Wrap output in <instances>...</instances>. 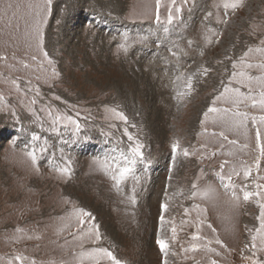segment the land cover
<instances>
[{
	"label": "rangeland",
	"instance_id": "rangeland-1",
	"mask_svg": "<svg viewBox=\"0 0 264 264\" xmlns=\"http://www.w3.org/2000/svg\"><path fill=\"white\" fill-rule=\"evenodd\" d=\"M59 1L52 0L51 13L45 25L46 34L50 27L54 34L58 32L61 18L66 13V6L61 5L59 17L55 16L54 6ZM109 1H97L100 5L98 8L96 1L90 0L79 10V30L76 36L68 38V42L76 44L79 51L71 46L68 49L65 47L67 50L59 46L52 52L48 50L45 40V51L61 74L58 80L51 81V86L36 79L44 75L37 67L41 59L38 53L27 47L24 39L31 19L28 5L35 0H10L14 5L12 11L16 13L11 27L8 26V17L12 16V11L8 16H3L0 11V57H4L0 59V94L5 97L7 104V110H0V144L3 143L0 150V256H11L19 251L35 259L37 264H49V261L60 264L62 260H70L73 247L62 246L71 237L67 233L58 236L55 232L58 223L56 218L71 208L70 204L63 203L64 197L93 213L97 223L102 226L105 237L103 245L109 247L124 264H162V254L155 239L160 204L165 202V192L169 195L173 192L186 193L191 184L196 182L201 187L213 184L224 193L216 173L221 171V162L231 158L218 153L214 156L205 155L201 159L199 152L187 158L180 157L173 165L172 179L169 180V167L172 164L170 146L175 137H180L185 147L191 145L199 149V145L204 143L214 151L218 148V138L211 135L197 137V133L202 131L199 121L212 98L222 90L221 81L228 84L233 70L232 61L264 38V0H243V7L235 12L227 10V16L225 9L220 7L217 10L214 7L220 0H204L198 9L195 8L197 0H189L191 11L186 7L181 20L169 33L157 32L153 19L141 15L150 12L154 0H118L124 4V9L118 15L101 5ZM6 2L8 0H0V9ZM17 5L18 8L15 7ZM209 11L214 14L219 11L221 19H227L228 23L217 24L215 15L205 20ZM206 26L221 33L219 43L214 41L210 46H205L203 36ZM124 33L128 34V44L131 45L127 52L118 48L123 42ZM140 36L146 39L136 42ZM188 41H193L191 47ZM180 49L187 55L181 53ZM201 50L203 56L199 55ZM172 52L178 54V61ZM34 54L37 55L35 62L31 60ZM24 64L29 67L25 68ZM200 65L209 69L208 74L198 75L191 96L178 101L172 82L177 67L180 71L194 72ZM123 77L131 78L140 86V94L132 93L137 96H133L135 100H130L135 101L134 107L138 106L133 116L126 113L122 106V102L128 101L120 99L116 93L115 86L127 87V84L119 82ZM12 78H18L19 93L5 83V80ZM29 80L32 91H29ZM36 88L40 90L39 97L35 95ZM241 90L247 91L244 88ZM57 96L59 99H54ZM31 99L37 101L31 107L41 122L45 119L41 107L51 105L76 119L81 124L80 131L73 134L71 128L66 131L62 124L57 125L59 131L56 133L45 131L50 129V124L45 123L44 128H41L40 122L28 111ZM113 107L126 114L129 132L144 144L142 151L149 161L137 165L136 175L140 183L137 185L136 205L129 204L127 200L133 185L130 179L125 182L122 191H117L110 177L94 168L92 163L97 158H104L112 149L113 137L108 133H115L127 143V137L122 135L126 125L105 118V108ZM249 111L250 114H264L258 109ZM110 124L116 127L110 128ZM207 127L209 133L219 131L211 124ZM249 128L247 140L231 134L229 138L238 139L237 146L244 143L249 145L238 153L236 159L252 164L259 153L255 148V132L251 124ZM32 135L39 139L32 141ZM20 136L24 142L19 140ZM13 141H16L15 145ZM44 141H48V147L44 153L37 152V171L29 163L23 162L25 157L22 150L38 149ZM65 166L70 167L68 178L62 177L57 171V168ZM223 171L227 173L229 169ZM201 173L202 179L197 180ZM258 175L264 176V161L260 172L257 173L253 168L247 180L242 175L233 177L241 199L237 232L232 239L222 234L216 214L208 207V199L198 197L189 200L179 195L169 200L165 217L174 218L180 241L171 246V251L176 252V255H169V264H196L205 260L204 252L181 251V243L188 246L194 229L191 226L181 227L180 221L196 218L194 212L187 217L183 212L185 207L191 208L193 203L206 209L202 234L208 238L218 237L226 246L221 248L212 245L220 255L211 258L218 264H246L242 256L250 253L242 249L249 242L248 229L258 226L255 217L259 209L256 198L244 201L240 189L257 191L255 183H264V180L255 179ZM104 223L111 225L113 237L104 231ZM207 224H211L216 231L213 233ZM18 226L40 238L12 242L11 237Z\"/></svg>",
	"mask_w": 264,
	"mask_h": 264
},
{
	"label": "snow or ice",
	"instance_id": "snow-or-ice-1",
	"mask_svg": "<svg viewBox=\"0 0 264 264\" xmlns=\"http://www.w3.org/2000/svg\"><path fill=\"white\" fill-rule=\"evenodd\" d=\"M52 0H35L34 3L29 4L30 10V22L28 23L27 30L24 33V39L28 48L33 49L39 54L41 62L37 65L39 70L44 75L37 76L36 79L42 83L49 84L51 86L52 80H58L60 78V72L55 66V62L49 58V53L45 51V25L48 23V17L51 13ZM18 8V5L15 6ZM188 7L191 11L189 0H154V6L150 12L141 14L142 16H150L153 19L154 24L157 26L156 31H162L163 33H169L174 30V25L181 20L183 10ZM214 7L219 10L220 7L225 9V16H227V10L235 12L236 9L243 7V0H220ZM14 9V5L8 0L2 6L3 16H8V13ZM215 15L217 24H227V19H221L219 11L213 13L209 11L205 16V20H210ZM16 18L15 11H12V16L8 17V26L11 27V22ZM59 23V21H57ZM221 33L213 27L206 26L204 31V43L205 46H210L214 41L219 43ZM128 34L124 33L122 36L123 42L118 45V48L124 52H127L131 46L128 44ZM146 39L144 36L138 37L136 42H143ZM193 41H188V46L191 47ZM178 47V46H177ZM171 51V50H170ZM180 52L187 55L183 49ZM173 56H179L176 52H172ZM200 56L204 55L203 50L199 52ZM4 59V57H0ZM226 59H231L226 57ZM31 60L37 61V55H32ZM167 62V61H166ZM219 63V62H218ZM47 65V68L45 67ZM28 68V64L23 65ZM232 72L228 78V84H224L221 81L222 90H219L217 94L212 98L211 104L203 111V116L199 123L202 131L197 133V137L211 135L218 138V148L214 151L209 149L207 144H200L199 149L195 146H183L182 139L175 137L171 143V161L172 164L169 167V177L172 179L173 165L180 158H187L191 155L199 152V158L203 159L205 155L214 156L219 154L225 155L231 159H226L221 162L220 169L216 173L217 179L220 182L221 187L224 190V194L232 201L239 204L241 196L238 194L237 186L233 180V177L243 176L245 180L252 174L253 168L260 172L262 168V161H264V114L255 115L250 114V109H258L261 113H264V38L260 39L259 44L256 46H249L246 51L231 64ZM50 68V72L48 69ZM209 69L198 66L194 72L180 71L179 66L177 72L173 78V86L175 90V98L178 101H182L184 98L191 96L195 89V83L198 75H207ZM259 73V74H257ZM5 83L10 84L17 93L20 91V85L18 78H12L11 80H5ZM238 85V86H236ZM29 91H32L31 80L28 82ZM247 89L242 91L241 89ZM35 95L40 96V90L36 88ZM59 99V97H54ZM37 103L36 99H31L28 102V111L36 117V120L40 122L41 128H44L45 123L50 124V130L53 133L59 131L58 124H62L65 130H73V134L79 132L81 124L74 119L71 115L60 112L58 109L51 105L42 106L40 111L45 113V119L41 122V118L36 116L35 110L31 107ZM75 107V106H73ZM0 110H7V104L5 103V97L0 94ZM106 119L118 120L123 122L124 127L122 135L127 137V143L125 144L115 133H108L113 137V147L110 152L104 158H97L93 160V166L99 171L110 177L117 191L123 190V185L129 179L133 182L131 192L127 197L129 204H137V185L140 180L136 175L137 165L149 163L145 153L142 151L144 144L139 140L137 136L132 135L127 127L128 117L126 114L118 110L117 107L105 108ZM79 116V112H77ZM211 124L213 128H218L219 131H212L209 133L207 125ZM255 132V148L258 150V155L255 156L252 164H247L244 161H238L236 158L239 152L247 149L249 145L244 143L238 145V139H230L229 135L235 137H243L247 140L249 135V125ZM110 128H115V124H110ZM134 127V125H133ZM32 141H36L39 138L36 135H32ZM16 144V141H13ZM48 141H44L38 149L28 151L22 150V154L25 157V161L29 163L35 170L38 171L36 165L38 163L37 152L44 153L47 150ZM227 149V150H225ZM115 153V154H113ZM228 168L229 171L225 173L223 170ZM57 171L62 177L68 178L70 176V167L65 166L63 168H57ZM201 176L197 177V180L202 179ZM256 180H264V176L255 177ZM167 187V186H166ZM257 191H248L246 189H240L242 192V198L244 201H249L255 197V203L259 209V214L255 217L258 221V226L253 229H248L249 242L245 243L242 251H247L250 255L242 256V259L246 261V264H264V183H255ZM217 193V189L213 184H205L201 187L198 183L193 182L186 193L173 192L171 195L165 192V202L160 204V215L158 217V229L156 234L155 243L159 252L162 254V264H169L168 257L176 255V252L171 251V246L180 243L178 240V228L172 219H166L165 212L169 207L168 201L174 200L179 195H184L186 199L195 200L198 197L200 199H214ZM63 203L70 204L71 208L65 211L63 216L57 217V225L55 228L56 235L60 236L67 233L71 240H65L67 247L71 245L73 251L71 253L70 260H62L60 264H124L115 253L109 248L103 245L105 239L104 234L101 231V225L97 223L96 217L91 211L86 210L85 207L77 205L75 202L62 197ZM184 215L187 217L190 213L196 214L195 219H183L180 221V226H191L194 231L191 232L188 246L185 247L181 243V251L183 253H195L201 251L206 253L205 260L198 261L196 264H218L215 259L211 257L213 255H220L212 245L226 247L220 238H208L202 234V226L205 224L206 209L200 207V205L193 203L191 208L185 207L183 209ZM207 228L211 229L214 233L216 230L212 228L211 224H207ZM74 229V230H73ZM170 232V236L168 233ZM39 235L29 234L28 229L23 227H16L14 234L11 237V241L19 243L22 240L39 239ZM0 264H37L36 260L25 255L23 252H14L11 256H0ZM49 264L54 262L49 261Z\"/></svg>",
	"mask_w": 264,
	"mask_h": 264
},
{
	"label": "bare ground",
	"instance_id": "bare-ground-1",
	"mask_svg": "<svg viewBox=\"0 0 264 264\" xmlns=\"http://www.w3.org/2000/svg\"><path fill=\"white\" fill-rule=\"evenodd\" d=\"M88 1H90V0H60L54 6V12H56L54 14H55L56 17H59L58 16V9H59V6H61V5H65L66 6V13H65L64 17L61 18V25L59 26V28L57 30L58 31L57 33L54 34L52 32L53 30L51 31V27L47 31L46 43H47L48 50L54 52V50L58 49L59 46H62V48H64V49H66L65 47H67V49H68V47L71 46V48H74L75 51L78 50L79 47L77 48V45L76 44L75 45L72 44V42L69 43L68 42V38L76 36L77 31L79 30V27H77V25L80 22L79 10L82 9L83 5L85 6V3L88 2ZM95 1H96V4H97L96 6L99 8L100 5L97 2L99 0H95ZM203 3H204V0H197L195 2V8H197L199 6L201 7V5ZM101 5L104 8H106L108 11H110L112 14L115 13L116 15H118V12H122V10L124 9V4L119 3L118 0H110L108 3H104V4H101ZM94 11H96V9ZM93 14H95V13H93ZM101 15H103V13ZM113 22H116V21L114 20ZM113 22H110V24H112ZM71 57H73V56H71ZM130 79H127V78H124V77L121 78V80L119 82L127 84L126 85L127 87L119 85L118 87L115 86V89H116L117 96L120 99H122V98L124 99L125 98V100L128 101V103H126V102L123 103L120 100L122 102V106H123L124 110L126 111V113H129V114H131L133 116L135 108L138 107V106L134 107L135 106V104H134L135 101H130V100L133 98V96H137V94H140L139 93L140 91H139V88H138L140 86L138 85V83L136 81L133 82ZM136 80H137V78H136ZM127 88H132L133 90H128ZM134 92L137 93V94L136 95L132 94ZM133 99L135 100L136 98H133ZM140 111H141V109H140ZM19 140L21 142H24V140L22 139V136H20ZM2 147H3V143L0 144V150H2ZM103 225H104V231L106 232V234L108 236H110V237H113L114 236V234H113L114 231L112 232V230L110 228L111 225H109V224L106 225L105 223Z\"/></svg>",
	"mask_w": 264,
	"mask_h": 264
},
{
	"label": "clouds",
	"instance_id": "clouds-1",
	"mask_svg": "<svg viewBox=\"0 0 264 264\" xmlns=\"http://www.w3.org/2000/svg\"><path fill=\"white\" fill-rule=\"evenodd\" d=\"M208 207L216 214L222 234L232 239L237 232L239 204L217 190L215 198L208 201Z\"/></svg>",
	"mask_w": 264,
	"mask_h": 264
}]
</instances>
